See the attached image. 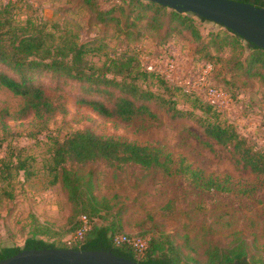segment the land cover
Returning <instances> with one entry per match:
<instances>
[{
  "label": "rangeland",
  "instance_id": "rangeland-1",
  "mask_svg": "<svg viewBox=\"0 0 264 264\" xmlns=\"http://www.w3.org/2000/svg\"><path fill=\"white\" fill-rule=\"evenodd\" d=\"M6 1L0 0V9ZM9 12L18 24L28 19L42 21L50 32L48 43L52 45L64 40L83 44L84 57L99 66L116 52L131 49L142 67L164 69L168 79L180 85L207 70L205 64L194 61L196 44L179 34L172 33V41L156 46L155 40L163 35V29L153 28L147 18L126 26V17L121 15L119 22L102 23L82 0H13ZM199 29L203 36L210 31L219 37L226 33L213 22H200ZM211 54L220 77L231 79L228 85L239 99L234 103L229 98L219 118L231 121L264 151V82L238 67L236 61L244 54L239 55L237 49L225 45L219 52L211 50ZM170 61L174 63L172 71L167 67ZM35 81L62 109L43 126L31 114L21 117L18 111L23 99L0 86V246L22 247L26 236L40 223L47 229L38 237L47 243L59 246L74 238V221L78 217L70 221L66 194L51 169L53 142L72 131L88 129L98 135L157 147L171 156L173 170L182 160L230 189L205 190L177 172L164 175L137 168L118 169L104 163L82 167L83 174L88 169L95 170L93 191L99 198L109 200L113 205L111 213L119 212L116 219L123 225L122 231L143 234L147 239L152 234L172 235L181 261L187 258L190 264H203L207 240L229 247L243 239L249 262L264 264V174L235 164L225 149L205 137L194 119H172L154 104V118L143 115L124 121L107 117L81 102L87 96L77 81L47 72L36 73ZM138 83L164 93L155 79ZM200 95L205 97L204 92ZM171 97L180 108L201 114L193 99L179 94ZM18 161L25 170L15 168ZM95 218L97 223H104L113 216Z\"/></svg>",
  "mask_w": 264,
  "mask_h": 264
},
{
  "label": "trees",
  "instance_id": "trees-1",
  "mask_svg": "<svg viewBox=\"0 0 264 264\" xmlns=\"http://www.w3.org/2000/svg\"><path fill=\"white\" fill-rule=\"evenodd\" d=\"M237 1L264 7V0ZM11 2L7 0L0 9V86L23 99V105L18 111L21 117L31 114L43 126L55 113L61 112V107L35 81L36 73L47 72L52 76L77 81L87 96L81 102L103 116H115L124 121L143 115L154 118L156 115L151 110L154 104L164 109L172 119H194L205 137L225 149L235 164L248 168L252 173L264 174V151L247 136L242 135L231 121L225 118L221 120V111L207 102L200 93L185 92L179 83L170 81L158 70L145 69L131 49L116 52L107 63L99 66L84 57L86 50L83 44L64 40L61 44L52 45L48 43L50 32L42 21L28 19L22 24L13 21L9 12ZM82 2L102 23L119 22L121 15H125L128 26L134 21L147 18L153 28L163 29L160 30L163 35L155 40L158 47L172 41V33L195 43L194 61L210 66L206 75L208 85L221 88L234 103H238L239 99L237 93L228 85L231 84V79L220 77L217 62L212 60L211 50L219 52L225 45L237 49L239 55L244 54L236 61L238 67L248 76L257 77L264 82V49L226 27L221 26L226 31L222 37L211 31L203 36L199 23L211 21L149 0ZM147 78L158 81L164 93L138 83V80L145 81ZM173 94L193 99L194 107L201 114L188 108H180L171 97ZM53 144L51 169L55 171V178L66 194L70 205V221L78 217L74 221V229H79L80 216L84 215L90 228L78 242H65L64 245L57 246L38 237L45 234L47 227L42 223L37 224L30 235L26 236L22 247L0 246V260L22 249L58 247L109 250L141 264H190L187 258L181 261L178 244L172 235L152 234L147 239L143 234L129 235L122 231L123 225L116 219L119 212L111 213L113 205L109 200L104 196L99 198L93 191L95 170L88 169L83 174L81 168L84 166L104 163L118 169L137 168L164 175L177 172L190 178L199 188L230 190L224 182L204 176L182 160L173 170L171 156L163 154L157 147L98 135L88 129L72 131L62 139L54 140ZM2 164L0 161V174ZM15 168L25 170L21 161H18ZM101 211L104 212L103 215H100ZM109 215L113 216L110 222H96L95 217L105 220ZM120 234L129 238L135 237L134 240H144L146 246L142 254H138L132 244L115 245L114 238ZM203 264H251L247 258L246 242L238 239L233 245L225 247L219 241L207 240Z\"/></svg>",
  "mask_w": 264,
  "mask_h": 264
},
{
  "label": "water",
  "instance_id": "water-1",
  "mask_svg": "<svg viewBox=\"0 0 264 264\" xmlns=\"http://www.w3.org/2000/svg\"><path fill=\"white\" fill-rule=\"evenodd\" d=\"M179 12H190L230 29L264 49V7L237 0H149ZM0 264H141L109 250L31 248L1 259Z\"/></svg>",
  "mask_w": 264,
  "mask_h": 264
},
{
  "label": "built area",
  "instance_id": "built-area-1",
  "mask_svg": "<svg viewBox=\"0 0 264 264\" xmlns=\"http://www.w3.org/2000/svg\"><path fill=\"white\" fill-rule=\"evenodd\" d=\"M168 66L170 67L169 70L172 71L174 68V63L170 61L167 67ZM206 67H207V70L204 71L205 73H203V75L198 76L197 79L190 78L188 79L186 85H181V86L183 87V90L185 92H196V93L204 92L205 100L209 102L211 105L215 106L218 110H221V108L223 107V104L226 101H228L230 97L221 88H215V87H211L208 85L206 75L210 69V66L206 65ZM158 71L164 74L168 78L167 71H164V69H158ZM80 221H81L80 228L77 229L76 234L74 235V238L68 240V243L69 242L76 243L79 240H81L85 232L90 228V225H89V222L86 216L81 215ZM124 243L132 244L135 247V250L137 251L138 254H142V251L146 246L144 241H141L140 239L132 240L131 238H129L127 235H124V234L118 235L114 238L115 245H120Z\"/></svg>",
  "mask_w": 264,
  "mask_h": 264
}]
</instances>
